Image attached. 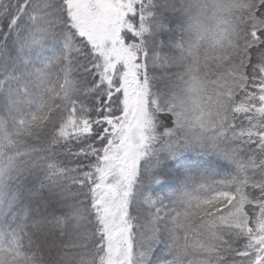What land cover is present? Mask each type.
<instances>
[{
	"label": "snow or ice",
	"instance_id": "obj_1",
	"mask_svg": "<svg viewBox=\"0 0 264 264\" xmlns=\"http://www.w3.org/2000/svg\"><path fill=\"white\" fill-rule=\"evenodd\" d=\"M0 264H264V0H0Z\"/></svg>",
	"mask_w": 264,
	"mask_h": 264
},
{
	"label": "trees",
	"instance_id": "obj_2",
	"mask_svg": "<svg viewBox=\"0 0 264 264\" xmlns=\"http://www.w3.org/2000/svg\"><path fill=\"white\" fill-rule=\"evenodd\" d=\"M206 49H207V45H206V43H205V44L202 45V47H201V50H200L201 55H203V53L206 51ZM39 51H40V55H41V57H43V56H50V55H51L50 50L47 49V48L40 49ZM178 70H182V69H178ZM206 72H207V69L204 70V73H206ZM204 73H202V74H204ZM209 92H211V88H209ZM186 155L195 158V154H193V153H186ZM213 159H216V158L213 157ZM221 163H223V161H221ZM218 178H219V177H218ZM75 258H76V259H79L78 256L75 257Z\"/></svg>",
	"mask_w": 264,
	"mask_h": 264
}]
</instances>
